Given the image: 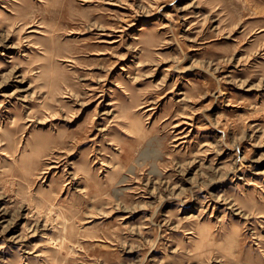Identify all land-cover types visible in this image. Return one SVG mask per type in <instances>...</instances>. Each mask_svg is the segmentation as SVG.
I'll list each match as a JSON object with an SVG mask.
<instances>
[{"label": "rangeland", "instance_id": "374dc122", "mask_svg": "<svg viewBox=\"0 0 264 264\" xmlns=\"http://www.w3.org/2000/svg\"><path fill=\"white\" fill-rule=\"evenodd\" d=\"M0 264H264V0H0Z\"/></svg>", "mask_w": 264, "mask_h": 264}]
</instances>
